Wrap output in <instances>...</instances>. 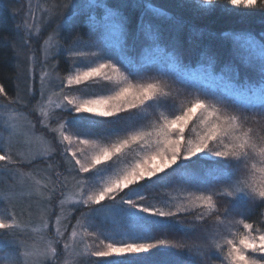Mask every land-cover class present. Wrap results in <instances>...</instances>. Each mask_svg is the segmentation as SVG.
Returning <instances> with one entry per match:
<instances>
[{
  "label": "snow or ice",
  "instance_id": "6c2138e0",
  "mask_svg": "<svg viewBox=\"0 0 264 264\" xmlns=\"http://www.w3.org/2000/svg\"><path fill=\"white\" fill-rule=\"evenodd\" d=\"M226 2L264 11V0ZM213 4L201 0L196 7L211 12ZM127 7L103 0L57 5L58 32L71 31L81 19L88 24L87 42L77 36L61 50L72 68L57 77L58 101L47 97L43 77L38 109L31 86L24 102L0 84L9 106L23 103L29 110L7 122L9 138L21 119L38 110L39 127L49 138L36 141L41 154L60 158L38 202L41 227L49 230V207L59 201L54 232L47 231L49 239L39 245L15 241L23 249L20 264H56L60 256L68 258L65 264H159L155 257L167 249L195 250L209 261L216 255L218 264H264V33L260 40L221 33L222 40L235 41L233 57L260 62L256 76L241 81L232 62L217 71V57L208 51L197 54L195 67L185 63V54L165 44L151 24L141 28L139 51L130 46ZM64 8L71 15H62ZM23 27L30 30L33 23ZM257 78L258 88L249 83ZM30 128L34 135L37 124ZM33 162L14 152L10 139L0 142V168ZM161 190L159 202L150 199V192ZM0 199L12 205L0 213V234L19 237L23 210L15 211L7 193ZM221 200L229 205L223 210ZM254 207L261 209L256 219ZM181 214L212 221L206 251L157 235L176 228Z\"/></svg>",
  "mask_w": 264,
  "mask_h": 264
},
{
  "label": "trees",
  "instance_id": "16d2710c",
  "mask_svg": "<svg viewBox=\"0 0 264 264\" xmlns=\"http://www.w3.org/2000/svg\"><path fill=\"white\" fill-rule=\"evenodd\" d=\"M6 0H0V84H3L12 97H17L19 92V64L17 59V43L19 42V33L16 30V22L13 11L6 4ZM42 0H39L41 2ZM73 0H44L45 10L42 16V25L44 34L47 31L54 32L59 24L57 18V5L65 3L71 4ZM108 6L127 5L125 9L128 16V44L137 47L145 42L144 33L141 28L144 24H151L163 33L164 43H174L185 55L184 62L191 60L195 67V59L198 53L208 51L217 57V71L225 63L232 62L239 71L240 80L256 76L259 68V60L253 64H245L242 59L235 58L232 55V48L235 41L228 39L222 40L221 33L230 31L233 34L251 35L257 40L261 39L264 33V11L258 9L235 8L226 2V0H214L211 12L202 11L196 7L201 0H103ZM139 5L134 7L133 5ZM151 4L152 8L147 5ZM207 8V5H202ZM153 9H160V12ZM103 11L102 9L100 10ZM161 12L168 13V16ZM71 8L62 9V15H71ZM169 16L174 19H169ZM88 24L86 19L73 23L72 30L67 28L60 29L59 45L61 50L67 48L77 36L87 42ZM61 53L55 59L52 57V63L55 65L56 72L61 76H66L68 70L72 68L68 56ZM166 68V66H165ZM249 83L259 87L258 78L250 79ZM3 100V97H0ZM259 107L257 102V108ZM43 163V161H34L24 168L33 170L34 166ZM153 196L158 198L163 196L162 190L152 191ZM152 199V196H149ZM231 199V198H229ZM222 210L228 207L225 201L221 200L219 205ZM261 209L254 207L252 219L260 215ZM193 224V225H192ZM186 223L180 221L176 228L166 229L157 233L161 238L169 237L174 242L188 244L192 249L200 248L201 251L207 250V243L211 237L207 234L212 230V223L206 222L205 226H199V223ZM181 226H186V231H181ZM157 261L163 264H218L216 255L211 256V261L205 256L193 251H178L177 249L162 250L161 254L155 257Z\"/></svg>",
  "mask_w": 264,
  "mask_h": 264
},
{
  "label": "rangeland",
  "instance_id": "374dc122",
  "mask_svg": "<svg viewBox=\"0 0 264 264\" xmlns=\"http://www.w3.org/2000/svg\"><path fill=\"white\" fill-rule=\"evenodd\" d=\"M5 2L9 4L8 6L13 11L16 30L19 33V42L16 49L19 64V92L16 98H23L24 102H27L29 99L28 88L31 86L36 93L35 99L32 101V107L38 109L39 105L36 101L40 99V77H43L47 97L53 99V101H58L57 91L59 82L57 77L61 75L56 72L55 65L51 59L53 53L61 51V47L58 44L60 39L57 28L54 32L47 31L44 34L42 33L43 25L41 19L45 10L44 0L41 2L39 0H6ZM25 21L33 23L32 29L29 30L23 27V22ZM46 56L48 57L47 60L45 59ZM254 65L257 66L255 62ZM18 111L26 112L29 110L24 109L23 103L19 106H9L4 99L0 98V142L10 139L14 152L23 155L26 160L31 158L33 161L40 160L43 163L34 166L33 170L24 168L25 165L29 166L30 164L17 165L12 170L0 168V197H3L5 193L11 196L16 205L15 211L19 213L23 210L22 219L25 221L21 225L19 237L0 234V264H20V260L23 259V249L18 250V244L15 241H27L29 245H39L46 242L49 239L46 232L49 230L54 232L55 216L59 213V201L56 200L49 207V214L52 216L49 230L42 229L38 202L47 194L45 185L49 183L50 173L56 165L60 164V158L55 154H41L40 144L36 141L39 140L46 143L49 138L43 135L39 127L38 120L40 117L38 110L30 112L27 120L21 119L15 134L9 138L7 122ZM56 111L59 112L60 110L56 109ZM30 124H37L34 135ZM50 164L53 166L52 169L49 168ZM168 191H171V189ZM162 194L163 196L165 195L163 190ZM150 195L152 198H156V202H159L161 196L158 198L157 196H153V193ZM11 207L12 205L7 200L0 199V213ZM69 207H71L70 204L65 205L66 209ZM45 218L47 219V217ZM61 219L63 226V217ZM180 221L189 224L199 223L200 227H204V223H206L194 219L191 214H181ZM207 222L212 223V221ZM211 228L212 230L207 234L208 238L214 235L213 223ZM166 238L171 241L173 240L169 237ZM88 242L90 243L91 241L89 240ZM67 259L65 256H60L56 264H65ZM84 259L86 258H78L81 261Z\"/></svg>",
  "mask_w": 264,
  "mask_h": 264
}]
</instances>
